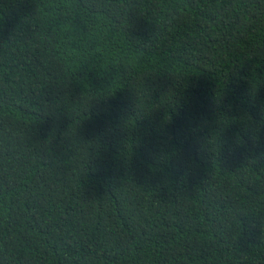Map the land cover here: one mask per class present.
<instances>
[{
  "label": "trees",
  "instance_id": "obj_1",
  "mask_svg": "<svg viewBox=\"0 0 264 264\" xmlns=\"http://www.w3.org/2000/svg\"><path fill=\"white\" fill-rule=\"evenodd\" d=\"M0 264H264V0H0Z\"/></svg>",
  "mask_w": 264,
  "mask_h": 264
}]
</instances>
